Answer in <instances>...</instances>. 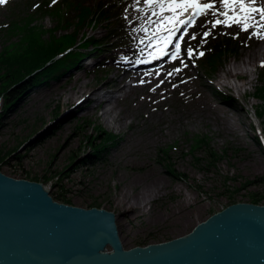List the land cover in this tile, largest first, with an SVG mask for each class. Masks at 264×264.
<instances>
[{"label": "rangeland", "instance_id": "1", "mask_svg": "<svg viewBox=\"0 0 264 264\" xmlns=\"http://www.w3.org/2000/svg\"><path fill=\"white\" fill-rule=\"evenodd\" d=\"M9 1L0 4V51L5 46H15L22 33L16 27H13L15 31L12 29L16 33H11V27H5L8 20L15 16L12 11L16 12L7 5ZM99 1L102 0H84L83 4L93 8ZM108 3H116L115 11L118 13L112 21L108 24L106 21H93L79 25L76 35V42L88 36L107 42L96 50L90 46L85 54H90L89 58L77 61L81 66L71 68L75 71L71 78L67 76L71 69H66L57 77L46 79L48 83L42 81L41 84L28 85L6 108L0 95V171L12 177L40 181L49 194L61 193L68 199L63 202L114 211L125 248L184 234L228 204L249 201L253 192L264 193V126L256 114L262 97L254 93L264 60L257 58L253 65H249L251 74H242L240 79L226 74L234 64L247 60V55L261 43L252 39L255 38L252 30L259 23H254L248 32H242L246 22L230 26L221 23L213 27L218 18L215 9L211 10L199 18L185 36V48L179 64L164 65L165 68L150 82L134 86L122 94L117 89L129 84L132 78L130 74L123 73L128 71L127 68L115 65L107 57L114 53L136 62L143 58L137 57L139 54L152 48L145 41L148 32L136 31L144 25L136 6L148 3L146 0H109ZM59 8L65 21L60 19L59 22L54 12H46L32 16L30 24L45 29L56 27L53 31L56 35L74 30L77 27V11L65 4H60ZM63 12H66L65 15ZM146 18L150 20L151 11ZM65 26L68 28L63 30ZM204 31L209 32L205 38ZM260 31L264 33V28ZM46 34L42 33V37ZM121 34L126 35L125 39L120 38ZM221 37L236 40L238 50L224 62L222 59L215 70L207 71L199 64L198 55L192 52V48ZM75 73L79 78L72 85ZM111 76L119 80L104 84ZM100 86L101 89L92 94L87 102L79 108H72L80 94ZM74 87H80L81 92L74 94ZM104 90H117L114 92L119 94L115 101L118 111L112 107L106 117L101 114L103 103L96 105L93 98L102 95ZM197 91H204L214 102L230 110L237 126L236 132L225 134L214 126L212 120L192 111L184 113L196 100ZM146 104H157V109L147 114L149 109H146ZM105 105L109 107L110 104ZM113 113L116 118L124 120L123 123L117 122L116 118L113 121L105 119ZM97 125L117 137L96 160L86 163L85 155L93 150L89 137L96 132ZM144 133L151 134L146 136L147 139L141 138ZM198 136L209 140L208 146L220 156L213 160L207 154V146H194ZM154 137L155 140L150 142ZM147 164L163 174L167 184L155 193L150 192L139 203L131 196L140 191L141 185L130 184L129 181L131 176L148 171ZM250 180L253 182H248ZM259 203H264V198Z\"/></svg>", "mask_w": 264, "mask_h": 264}, {"label": "water", "instance_id": "2", "mask_svg": "<svg viewBox=\"0 0 264 264\" xmlns=\"http://www.w3.org/2000/svg\"><path fill=\"white\" fill-rule=\"evenodd\" d=\"M0 264H264V203L234 202L184 234L125 248L114 211L0 171Z\"/></svg>", "mask_w": 264, "mask_h": 264}, {"label": "trees", "instance_id": "3", "mask_svg": "<svg viewBox=\"0 0 264 264\" xmlns=\"http://www.w3.org/2000/svg\"><path fill=\"white\" fill-rule=\"evenodd\" d=\"M108 2L109 0L99 1L98 5L93 8L88 4H83L84 0H55V2L51 0H10L7 3L11 9L16 11H12L16 17L14 16L13 19L8 20L5 26L6 29L11 27V33H16L12 32L13 27H16L18 31L22 30V33L15 46L8 45L0 51V95L4 99L2 103L4 108L11 106L19 93L28 85L41 84L46 78L57 77L62 71L74 67L78 60L83 59L90 46L96 50L107 42L106 40H96L94 36L84 37L81 42H76V35L79 25L93 23V21L94 23L106 21L108 24L112 21L111 19L118 12L115 11L116 3L109 4ZM60 4H65L77 11V21L75 22L77 27L74 30L63 31L56 35L53 32L56 27L45 29L39 25L30 24L29 20L32 16L42 15L46 12H54L58 21L60 19L65 21L59 8ZM63 13L65 15L66 12ZM19 14L21 15L19 16ZM68 26L63 27V30ZM44 32H47V34L42 37ZM120 38H125V35L121 34ZM237 50L238 43L236 40L223 37L218 40L215 39L206 46L203 52L202 66L207 71H213L222 59L224 62L225 58ZM259 77L254 93L262 97V103L257 107L256 114L261 118L264 126V67H262ZM96 127V132L92 137L91 135L89 137L90 146L93 150L85 155L87 157L84 160L86 163L96 160L99 154L109 144H113L117 137L116 134L105 130L99 125ZM256 140L261 145L257 135ZM208 143L209 140L205 137L198 136L195 139L194 146H207L208 156L215 160L220 155L208 146ZM248 182H253V180ZM50 195L54 199L68 201L61 193L50 192ZM262 198H264V193L253 192L249 197V201L259 203ZM144 243L147 242L142 244Z\"/></svg>", "mask_w": 264, "mask_h": 264}, {"label": "bare ground", "instance_id": "4", "mask_svg": "<svg viewBox=\"0 0 264 264\" xmlns=\"http://www.w3.org/2000/svg\"><path fill=\"white\" fill-rule=\"evenodd\" d=\"M137 2V1H136ZM154 4H152L151 6L148 4H143V3H136L138 4L136 7L138 10H140V16L139 19H144V25H140L141 27L137 28L136 31L140 32V31H145L148 32L149 34V39L154 38L155 36H160V34L155 32V27L157 26V24L159 22H161V17H162V13L161 11H156V6L157 4L160 2V0H153ZM165 2V0H164ZM133 3V2H132ZM130 4V2H129ZM133 10V9H132ZM149 11H151V18L150 20L146 18L147 14L149 13ZM132 12V11H131ZM135 16V15H134ZM149 16V15H148ZM155 17V18H154ZM127 19V18H126ZM138 21V19L136 20ZM142 22V21H141ZM129 25V24H128ZM136 28V27H135ZM126 29V28H124ZM129 29V28H128ZM134 29V28H133ZM255 38V40H259L262 44H264V34L262 32H260V29L257 30L255 33H253L252 35ZM261 43H259V45L257 46L256 49H254L250 54L247 55V60H243L242 62H238L237 64H234L232 69L227 70L226 74L229 76H236L239 79L241 78L240 76L242 74H246V75H250L252 72V69H249V65H253L254 61L257 58H263L264 60V49H260V47H263L264 45H260ZM113 46V45H112ZM259 49V50H258ZM148 49H146L147 51ZM145 51V52H146ZM257 55H262L260 57H256ZM256 57V58H255ZM112 59L113 63L119 67H122L124 69H128V71H123V73L125 74H130L129 77L132 78V81L129 84H123L120 90L122 94H125L128 90H130L131 88H133L134 86H144L145 83L148 81L150 82L152 80V78H155V75L158 76L159 73L164 69V66L162 65V61H156V62H152V61H139V62H135L132 63L131 61H128V59L125 57L123 58L122 55H114V53L112 55H110L109 57H107V59ZM97 60V59H96ZM106 60V59H105ZM107 61V60H106ZM75 66H81L80 63H76ZM74 66V67H75ZM109 67V66H108ZM116 67V66H115ZM72 67L68 68L71 69ZM80 68V67H79ZM106 68V67H105ZM74 69L69 70L67 76H70L71 78V74H73L75 71H73ZM103 70V69H102ZM66 71V70H65ZM98 71V70H97ZM195 75V74H194ZM61 76V75H60ZM189 76V75H188ZM74 80L72 82V85L77 81V79L79 78V75L74 76ZM192 77V76H191ZM125 78V76H124ZM137 78V79H136ZM140 78V79H139ZM200 78V76L198 77ZM48 79V78H46ZM46 79H44V82H47ZM49 80V79H48ZM119 79H114L112 76L109 78L108 81H106L104 84L107 83H114L117 82ZM198 80V79H196ZM219 82V81H218ZM248 82V81H247ZM48 83V82H47ZM196 83V82H195ZM222 83V82H221ZM104 84H101L104 85ZM224 84V83H222ZM72 85L70 87H72ZM150 85V84H148ZM192 85V84H191ZM101 86L98 88H93L91 91L86 92L84 89L83 91H85L83 94H80V96H78L75 100V102L72 104V108H79L84 102H87L91 97L92 94L97 93L96 91H98L99 89H101ZM188 86V85H187ZM235 86L237 87L238 84H235ZM186 87V86H185ZM192 87V86H191ZM75 88V87H74ZM196 88V87H195ZM202 88V86H201ZM147 89V88H146ZM215 89V88H213ZM117 90H112V91H105L103 92L102 95H97L96 97H93L95 100V104L97 105H101V103H103V110L101 112V114L103 113L106 117V115L110 112V110L112 109V107L116 110L117 107V103L115 102L117 97L119 96V94H116L114 91ZM149 90V89H148ZM151 90V89H150ZM161 90V89H160ZM199 90V89H198ZM202 90V89H201ZM177 91V89H176ZM74 94H79L81 92V88L77 87L72 91ZM107 92V93H106ZM119 92V91H118ZM164 92V91H163ZM106 93V94H105ZM157 93V92H156ZM180 93V92H179ZM191 93V92H190ZM194 93V92H193ZM209 94V93H208ZM138 96V94H137ZM194 97V96H193ZM182 98V97H181ZM139 99V98H138ZM162 99V97H161ZM190 99V98H189ZM144 100V99H143ZM113 101V102H112ZM163 101V100H162ZM132 102V101H131ZM189 102V101H188ZM193 104L191 106H189V109L186 110V112H184L185 114H189V111H192L191 113H195L198 115H201L205 118H208L210 120H212V122L215 124L214 126L216 128H219L220 130H222L225 134L226 133H231L233 131H235L236 129V125L234 124V116L231 114L230 110L228 108H226L225 106H223L222 104H218L217 102H214V99L212 100L211 98H209L208 96H206V93L204 91L202 92H198L197 91V98L196 100H193ZM158 103V102H157ZM163 103V102H162ZM105 104H110L109 107H107V105ZM137 104V103H136ZM135 104V105H136ZM139 104V103H138ZM160 104V103H159ZM99 105V106H100ZM134 105V104H133ZM134 105V106H135ZM151 105V104H150ZM164 105V104H163ZM139 106V105H137ZM148 104L145 105L146 109L148 108L149 110H147V114H149L151 112V110H156L157 109V104H152L151 106H148ZM160 106V105H159ZM136 107V106H135ZM187 107V106H186ZM82 108V107H81ZM84 108V107H83ZM122 108V107H121ZM164 108V107H163ZM124 109V108H123ZM145 109V108H144ZM143 110V109H142ZM164 110V109H163ZM162 110V111H163ZM118 110H116L117 112ZM130 112V111H129ZM144 112V111H143ZM153 113V112H152ZM162 113V112H160ZM128 114V113H126ZM125 114V115H126ZM156 114V113H155ZM124 115V114H123ZM157 115V114H156ZM160 115V114H159ZM192 116H196L194 114H191ZM120 116V115H119ZM143 116V115H142ZM145 116V115H144ZM149 116V115H147ZM109 118H105L107 121H113L116 116L113 113L112 116H108ZM123 118V116L121 117ZM157 118H159L157 116ZM162 118V117H161ZM144 119V117H143ZM150 119V118H149ZM117 120V122H122L124 120H120L118 119V117L115 119ZM151 120V119H150ZM136 124V123H135ZM144 124V123H143ZM170 128V126H169ZM221 131V132H222ZM236 132V131H235ZM151 133H144L141 134V138L148 136ZM227 136V135H226ZM156 137H154V139H150V142L155 140ZM137 139V138H136ZM135 139V140H136ZM147 139V138H146ZM133 140V139H132ZM136 143V142H135ZM141 143V142H140ZM145 144V143H144ZM143 145V144H142ZM152 145V144H151ZM135 146V145H134ZM150 147V146H149ZM132 148V147H130ZM134 149V148H133ZM133 151V150H130ZM137 151V150H136ZM129 152V151H128ZM134 152V151H133ZM147 168L148 171H146L143 174L140 175H134L131 176L130 179V184H137L139 183L141 185V189L140 191L136 194L133 195L131 197L133 198H137L136 200H138L137 202L141 203L143 202L149 195L150 192L151 193H155L157 191L160 190V188H163V185L167 184V180L166 177L163 174H160L158 171H156V168H153L150 164H147ZM123 203V202H122ZM127 204V203H126ZM139 206V205H138ZM128 209L130 208L129 206ZM127 209V208H126ZM132 211V210H131ZM135 211V210H134ZM133 211V212H134ZM158 213V212H157ZM158 215H161L160 213H158Z\"/></svg>", "mask_w": 264, "mask_h": 264}, {"label": "snow or ice", "instance_id": "5", "mask_svg": "<svg viewBox=\"0 0 264 264\" xmlns=\"http://www.w3.org/2000/svg\"><path fill=\"white\" fill-rule=\"evenodd\" d=\"M6 0H0V4H4ZM55 2V0H53ZM221 6L226 10L221 15L226 17V20H231L233 23L239 24L241 21L237 18V9L239 10V14H241L245 21L252 19V13H260V19L264 20V8H257L254 7L253 4L255 3V0H249V2L246 4L245 0H220ZM146 3H148L150 6L153 3V0H146ZM165 3L164 0H160V9L161 11H164ZM213 7V4L211 3H205L201 4L199 3V0H167V9L174 13L173 16L163 17V21H167L168 23H180V24H186L187 22L184 20H178L176 19L175 12L177 9L180 10H187L188 8L193 9V14H199V12L203 9H211ZM228 9L232 10V15H229ZM225 23V21H221L217 19L215 23L213 24V27L216 24ZM230 26V25H229ZM159 30V29H158ZM246 30V29H245ZM171 32V30H169ZM205 36L208 35V33H204ZM195 38V37H193ZM177 49H179V44L176 45ZM178 54V53H177ZM203 53H201L202 55ZM189 55H191V49H189ZM179 71V69H177Z\"/></svg>", "mask_w": 264, "mask_h": 264}]
</instances>
